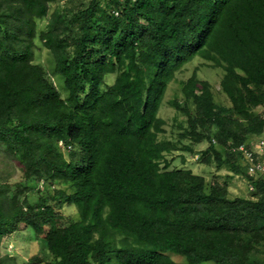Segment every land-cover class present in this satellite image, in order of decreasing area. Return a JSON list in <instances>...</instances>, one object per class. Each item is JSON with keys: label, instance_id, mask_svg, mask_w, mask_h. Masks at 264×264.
Masks as SVG:
<instances>
[{"label": "trees", "instance_id": "trees-1", "mask_svg": "<svg viewBox=\"0 0 264 264\" xmlns=\"http://www.w3.org/2000/svg\"><path fill=\"white\" fill-rule=\"evenodd\" d=\"M77 5L0 0V249L29 231L50 259L24 264H176L171 254L183 264H264V175L249 173L256 155L232 150L264 135V0ZM40 44L66 95L35 63ZM196 57L223 68L227 104L193 74L171 101L187 127L161 140L164 96ZM179 150L229 173L207 182L169 170L165 156ZM235 176L247 197L229 196Z\"/></svg>", "mask_w": 264, "mask_h": 264}, {"label": "rangeland", "instance_id": "rangeland-1", "mask_svg": "<svg viewBox=\"0 0 264 264\" xmlns=\"http://www.w3.org/2000/svg\"><path fill=\"white\" fill-rule=\"evenodd\" d=\"M76 1L79 5L82 0ZM87 1L89 0H84V2ZM64 3L65 1H63L62 3H52L50 13L56 5H64ZM47 19L48 18L46 17L37 21L39 27L38 30L44 27ZM35 43H38L37 39L35 40ZM48 57H50V55L47 54L46 50L40 44L34 52L35 63H38L44 67V69L47 71L48 78H50L53 84L57 86L58 90L61 92L62 95H66L63 76L60 74H54L53 76H51L50 65H53V59L50 58V63ZM193 74H195L198 79L208 81L210 83L212 87V92L215 97V101L217 103L227 104V100L219 89L220 81L224 74L223 68L210 66L208 67L201 58H194L192 61L187 62L182 67V69L178 73H176L175 80L170 83L168 90L164 96V102L160 107L158 115L165 121V132L164 134L159 136V139L176 141L179 137V134L183 133V131L187 127L186 120L181 115L182 113L177 111L171 105V101H182V95L181 92H179L181 83L186 81ZM115 76V74L108 75L106 77V81L111 84ZM255 140L256 138L254 137L253 141ZM183 143L188 144L189 142L184 141ZM207 147L208 144L206 142H201L197 145H194L193 149L195 151V154H198V157H200L201 152L206 150ZM196 157L197 156H194L193 154H186L185 152L179 150L166 155L165 160L170 163L168 168L169 170L175 168L190 169L194 174L203 175L207 182H211V180L223 182L224 177L229 173L225 168H222L218 171L215 168L214 164L206 165L205 163L200 162L199 158L196 159ZM2 167V163L0 162V168ZM5 169L7 171L11 170L7 167H5ZM12 175L19 176L16 173H13ZM228 189L230 197H247L249 195L246 180L240 176H235L232 180L228 179ZM65 212L68 214L67 216L70 219H74L76 217L75 211L70 207H67V209L65 208ZM31 237L32 235L29 233V231L16 232L12 234V236H10L3 243L2 248L0 249V257H3L5 255L15 257L17 264H24L32 256L37 254L40 258L43 257L44 261H48L50 259V256H48L46 251H43V242L34 243L31 240ZM170 256L173 257L174 261L176 260V264H183L182 260L184 259L181 256L175 254H171ZM201 264L213 263L208 262Z\"/></svg>", "mask_w": 264, "mask_h": 264}, {"label": "built area", "instance_id": "built-area-1", "mask_svg": "<svg viewBox=\"0 0 264 264\" xmlns=\"http://www.w3.org/2000/svg\"><path fill=\"white\" fill-rule=\"evenodd\" d=\"M115 15H117L118 13L115 12ZM263 111V116H264V107L262 108ZM255 148L258 151H261L264 148V139L260 140L256 145ZM238 151L240 152H244L246 154V156L250 159V161H253V152L248 150L244 145H241L237 148ZM249 173L250 174H254V175H264V162L262 161H258L254 164H251L249 166Z\"/></svg>", "mask_w": 264, "mask_h": 264}, {"label": "clouds", "instance_id": "clouds-1", "mask_svg": "<svg viewBox=\"0 0 264 264\" xmlns=\"http://www.w3.org/2000/svg\"><path fill=\"white\" fill-rule=\"evenodd\" d=\"M261 113L263 114L262 109H261ZM255 138H256L255 141H253V139H252V142H251L252 148L250 149V151L253 152V155H256V158L259 159V161L264 162V148H263L261 151H258V150L255 148V145H256L260 140L264 139V136H261V137H255ZM242 145H244V146L246 147L245 144H242ZM239 146H241V145H239ZM239 146H237V147H233L232 150H233V151H238L237 148H238ZM246 148H247V147H246ZM239 152H240V151H239ZM197 158H198V157H196V159H197ZM254 176L257 177V176H260V175H257V174H256V175H254ZM250 189H252V188L250 187Z\"/></svg>", "mask_w": 264, "mask_h": 264}]
</instances>
